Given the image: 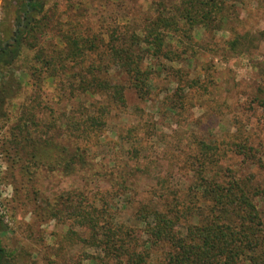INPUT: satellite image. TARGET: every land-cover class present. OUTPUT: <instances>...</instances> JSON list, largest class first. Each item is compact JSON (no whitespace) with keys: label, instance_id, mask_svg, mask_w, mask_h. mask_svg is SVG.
<instances>
[{"label":"trees","instance_id":"16d2710c","mask_svg":"<svg viewBox=\"0 0 264 264\" xmlns=\"http://www.w3.org/2000/svg\"><path fill=\"white\" fill-rule=\"evenodd\" d=\"M51 1L2 0L15 21L13 37L0 41L2 152L28 174L41 169L71 176L85 170L88 178H99L92 150L101 145L102 133L112 129L113 119L129 109V91L146 104L157 90L156 80L171 78L176 87L163 89L157 110L169 108L176 115L185 109L186 92L201 78L191 77L186 68L196 64L195 30H225L237 18L232 8L239 2L149 0L142 25L124 14L121 23L97 32L79 27L78 18L87 12L80 3L70 5L69 17L76 22H62ZM51 36L55 42L49 44ZM247 43L246 37H237L229 45L237 50ZM27 78L33 80L35 94L42 92L45 80L57 79V98L66 107L62 116L48 122L41 118L39 96L29 105L15 104ZM199 89L206 94L209 88ZM257 100L264 112V98ZM136 110L138 117L149 119L129 125L119 138L132 146L131 157L139 158L135 170L151 174V160L142 166L139 156L147 133H153L146 126L156 124L155 118ZM195 136L185 155L168 159L169 174L156 176V186L138 203L132 224L119 218L139 194L128 185L130 173L119 176L115 170L109 171L108 190L93 199L78 192L62 194L55 205H47V217L69 220L68 239L97 251L85 255L89 264H264V220L257 203L264 202L263 143L253 142L241 127L222 141ZM173 170L186 181L183 192L171 185ZM5 231L0 221V264H17L1 239Z\"/></svg>","mask_w":264,"mask_h":264},{"label":"rangeland","instance_id":"374dc122","mask_svg":"<svg viewBox=\"0 0 264 264\" xmlns=\"http://www.w3.org/2000/svg\"><path fill=\"white\" fill-rule=\"evenodd\" d=\"M76 3L87 8L84 19L77 17L81 21L79 27L97 32H105L121 23L124 14L132 16L138 27L142 25V12L150 7L149 0H52L50 6L60 13L62 22L67 19L76 22V17H69L72 15L70 5ZM233 5V15L237 18L225 30L210 33L198 27L194 32L196 64L192 65L193 68L189 65L186 68L191 77L195 73L201 78L193 91L186 92L185 109L176 115H172L169 108L162 114L157 110L167 91L163 92V89L176 87L171 84V78L156 80L157 90L151 102L146 104L139 102L133 92H128L129 109L122 112L118 120L113 119L112 129L102 133L101 145L92 150L90 159L96 160L93 170L99 178H88L89 173L85 170L71 176L41 169L25 173L20 165H14L12 159L9 160L2 152L5 131H0V221L6 229L1 239L7 250L15 254L17 264H89L85 255L96 254L97 251L73 243L67 237L71 222L67 219L61 222L50 220L45 210L49 203L55 205L62 194L84 193L91 199L100 195H97L98 191H106L112 185L111 170L119 176L130 173L128 185L139 194L135 198L137 201L131 208L128 206L119 218L126 224H132L134 210L152 193L157 183L156 176L169 174L168 159L173 155H185L196 134L199 140L222 141L227 132H235L241 127L246 129L253 142L264 145V112L257 105V99L264 98V0H239ZM12 19L0 0V41L3 43L13 37L15 21ZM237 37H246L248 43L232 50L229 42ZM54 42L55 39L49 44ZM199 87H208V92L200 93ZM56 88L57 79L49 78L45 80L42 92L35 94L33 80L27 78L22 97L15 104L29 105L31 99L39 96L38 103L42 105L39 116L46 122L51 121L66 111L64 103H59ZM138 107L150 113L156 123L147 124L146 129L151 127L153 133H147L145 150L139 156L142 166L151 160V174L135 170L139 158L131 157L129 151L132 146L119 138L127 133L129 125L149 119L146 115L138 117ZM115 166L119 169H113ZM172 174L171 185L183 192L186 181L176 171L173 170ZM257 203L264 220V202ZM82 234L85 236L84 232Z\"/></svg>","mask_w":264,"mask_h":264}]
</instances>
